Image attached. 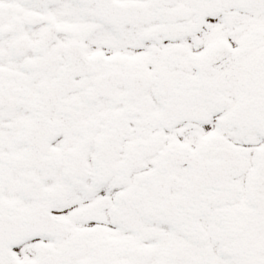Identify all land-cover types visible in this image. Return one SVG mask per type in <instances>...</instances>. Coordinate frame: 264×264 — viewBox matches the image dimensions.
<instances>
[{
	"label": "snow or ice",
	"instance_id": "snow-or-ice-1",
	"mask_svg": "<svg viewBox=\"0 0 264 264\" xmlns=\"http://www.w3.org/2000/svg\"><path fill=\"white\" fill-rule=\"evenodd\" d=\"M0 264H264V0H0Z\"/></svg>",
	"mask_w": 264,
	"mask_h": 264
}]
</instances>
